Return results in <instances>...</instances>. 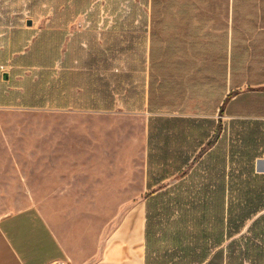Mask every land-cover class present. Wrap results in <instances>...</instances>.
I'll return each mask as SVG.
<instances>
[{"label":"crops","instance_id":"obj_1","mask_svg":"<svg viewBox=\"0 0 264 264\" xmlns=\"http://www.w3.org/2000/svg\"><path fill=\"white\" fill-rule=\"evenodd\" d=\"M158 10L149 0L146 17L51 29L63 38L58 55L50 68L30 66L38 91L20 92L18 105L264 123V0H164ZM146 217L137 203L65 229L37 208L8 213L0 264H145Z\"/></svg>","mask_w":264,"mask_h":264},{"label":"rangeland","instance_id":"obj_2","mask_svg":"<svg viewBox=\"0 0 264 264\" xmlns=\"http://www.w3.org/2000/svg\"><path fill=\"white\" fill-rule=\"evenodd\" d=\"M148 2L0 0V217L33 207L59 228L71 226L67 220L84 219L97 221L98 226L100 219L110 220L118 208L146 203L162 186H176L208 152L223 154L225 161L220 166L226 174L230 168L244 166L236 141L251 127L242 120L91 114L51 105H18L20 92L26 97L29 89L34 92L31 96L38 91L30 85L40 71L30 66L51 67L54 54L58 55L57 45L63 41L61 30H75L60 24L74 19L146 17ZM86 7L90 10L84 12ZM53 28L62 36H53ZM28 37L32 38L25 43ZM20 48L23 52L17 54ZM6 75L8 81L3 79ZM173 119L183 121L172 126L156 121ZM260 133L263 143L259 152L264 150V125ZM171 134L173 139L165 143ZM230 151L235 152L232 158ZM171 153L183 161L173 162ZM172 166L182 167L175 172ZM262 169L264 154L254 162L256 174H264ZM155 170L165 172L168 178L149 188V172ZM186 212L185 216L180 212L152 213L145 264H200L218 250L226 256V246L244 235L250 224L209 251L211 225L195 210Z\"/></svg>","mask_w":264,"mask_h":264},{"label":"trees","instance_id":"obj_3","mask_svg":"<svg viewBox=\"0 0 264 264\" xmlns=\"http://www.w3.org/2000/svg\"><path fill=\"white\" fill-rule=\"evenodd\" d=\"M163 1L150 0L152 14L155 8L158 14H162V10L158 8L162 6ZM87 10L88 7L84 12ZM126 18L133 17L128 16L124 19ZM30 39L31 37H28L25 43ZM19 52L21 48L17 51ZM77 87L80 89V85ZM156 121L172 126L183 120ZM190 122L186 121V123ZM249 122L244 121L251 128L236 141V144H239V157L244 165L242 168H230L229 173L226 174L225 169L220 166L225 161L223 154L208 152L197 168L179 178L180 182L176 186H162L159 193L147 199L145 248L148 249L152 233L153 212H164L165 215L180 212L185 216L186 210L190 212L195 210L201 215V220L212 227L213 233L208 236L209 247H206L209 251L218 249L222 246L225 237L230 239L233 235L239 234L241 229L250 223L244 235L232 240L226 246V256L223 250H218L212 252L208 261L205 259L200 264L205 261L206 264H264V174L259 175L254 171V162L264 154V150L259 152L263 143L260 128L264 124L258 121ZM157 137V135L153 136L154 139ZM167 139L172 140V134L165 138V143ZM209 143L206 146H209ZM230 153L229 156L232 158L235 152L230 151ZM171 155H175L174 158L172 157L173 162L183 161L181 156L180 159L175 153ZM231 162L233 163L232 159ZM180 167L172 166L175 172H180ZM167 178L163 171L149 172L151 182L148 187L152 186L150 184L161 183Z\"/></svg>","mask_w":264,"mask_h":264},{"label":"water","instance_id":"obj_4","mask_svg":"<svg viewBox=\"0 0 264 264\" xmlns=\"http://www.w3.org/2000/svg\"><path fill=\"white\" fill-rule=\"evenodd\" d=\"M31 24L28 23L27 26H30ZM3 79H6V76H3ZM261 173H264V170L262 169Z\"/></svg>","mask_w":264,"mask_h":264}]
</instances>
